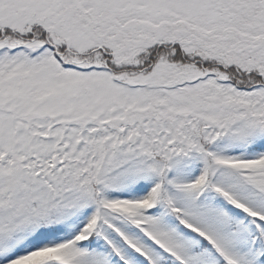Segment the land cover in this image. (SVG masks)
Returning <instances> with one entry per match:
<instances>
[{"label":"snow or ice","instance_id":"snow-or-ice-1","mask_svg":"<svg viewBox=\"0 0 264 264\" xmlns=\"http://www.w3.org/2000/svg\"><path fill=\"white\" fill-rule=\"evenodd\" d=\"M0 264H264V0H0Z\"/></svg>","mask_w":264,"mask_h":264}]
</instances>
